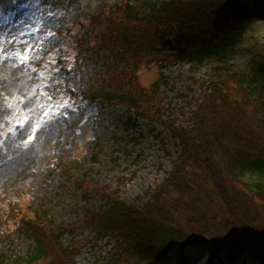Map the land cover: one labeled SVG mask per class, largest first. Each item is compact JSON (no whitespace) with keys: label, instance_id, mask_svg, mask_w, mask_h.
I'll return each instance as SVG.
<instances>
[{"label":"rangeland","instance_id":"374dc122","mask_svg":"<svg viewBox=\"0 0 264 264\" xmlns=\"http://www.w3.org/2000/svg\"><path fill=\"white\" fill-rule=\"evenodd\" d=\"M123 1L0 0V257L7 264L31 247L11 205L77 246L76 264L105 261L117 237L95 239L83 220L102 205L98 192L133 203L157 189L179 155L167 123L186 124L206 86L246 72L249 47L264 42V0H243L252 15L223 58H177L160 48L152 58L117 55L105 38ZM165 42L177 47L174 36ZM131 85L145 112L122 99ZM256 200L264 220V201ZM208 250L187 252L182 264H200ZM175 256L165 264H180Z\"/></svg>","mask_w":264,"mask_h":264},{"label":"trees","instance_id":"16d2710c","mask_svg":"<svg viewBox=\"0 0 264 264\" xmlns=\"http://www.w3.org/2000/svg\"><path fill=\"white\" fill-rule=\"evenodd\" d=\"M118 11L105 38L115 54L152 58L163 52L160 48L200 61L210 53L226 56L252 13L242 0H126ZM172 36L177 47L169 50L165 41ZM248 52L246 72H232L207 85L186 124L167 123L179 155L157 189L135 203L98 192L102 205L89 209L84 220L95 239L115 235L118 241L100 264H123L122 258L164 264L172 251L182 264V256L203 245L209 250L201 264L225 257L239 264H264V220L256 200L264 201V43L253 44ZM129 89L121 95L128 107L148 110L141 107L136 87ZM7 210L19 233L34 242L26 257L10 264H76L80 250L62 244L61 233L16 205Z\"/></svg>","mask_w":264,"mask_h":264},{"label":"snow or ice","instance_id":"6c2138e0","mask_svg":"<svg viewBox=\"0 0 264 264\" xmlns=\"http://www.w3.org/2000/svg\"><path fill=\"white\" fill-rule=\"evenodd\" d=\"M24 59H27V56L25 55Z\"/></svg>","mask_w":264,"mask_h":264}]
</instances>
